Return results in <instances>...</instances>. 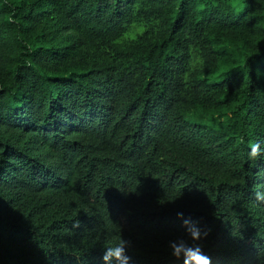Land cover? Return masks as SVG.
<instances>
[{
    "label": "trees",
    "instance_id": "obj_1",
    "mask_svg": "<svg viewBox=\"0 0 264 264\" xmlns=\"http://www.w3.org/2000/svg\"><path fill=\"white\" fill-rule=\"evenodd\" d=\"M141 20L159 23L114 44ZM245 134L264 139L257 0L240 15L225 0H0V264H100L114 228L136 264H182L177 212L212 228L214 264H254L264 164L244 161Z\"/></svg>",
    "mask_w": 264,
    "mask_h": 264
},
{
    "label": "clouds",
    "instance_id": "obj_2",
    "mask_svg": "<svg viewBox=\"0 0 264 264\" xmlns=\"http://www.w3.org/2000/svg\"><path fill=\"white\" fill-rule=\"evenodd\" d=\"M257 2L261 5V8L264 9V0H257ZM225 3L231 13L235 15L245 13L249 6V0H225ZM154 23L158 24L159 21H133L130 25H127L126 30L114 40V44L123 47L126 44L139 41L152 29ZM202 63L203 61L197 57V59L192 62L190 70L184 73V79L188 80L192 71L195 70L196 65H202ZM257 78H261L260 73H257ZM216 120L218 123H223L225 125L228 123L227 117L217 116ZM240 143L245 145L244 161L248 163L250 168L255 165L256 172L259 173L260 165L264 164V139H253L245 134L240 137ZM247 179L248 177L241 175L233 179L232 183L244 186L247 183ZM184 190L185 188L165 202L158 200V203L161 206L168 203H175L185 195ZM123 193L126 195L129 192ZM252 197L254 203L259 206H264V183L257 184L253 188ZM177 217L182 222L180 226L183 229V234L167 241V250L170 257L174 258L177 262H182V264H214L213 257L205 252L206 245L204 243L206 238L212 232V228L208 226L201 227L202 218L194 219L192 216L186 218L184 212H177ZM112 231L115 235L112 239H106L100 244V255L98 258L94 259H98L100 264H136L134 259L135 249L132 240L124 235L123 228L122 231L115 228L112 229ZM230 235L234 239H245L244 233L242 235L237 234V231L232 226L230 228ZM252 244L257 250L254 256V264H264V255H262L260 249L256 247L254 240H252ZM74 256L78 259L81 258L79 255Z\"/></svg>",
    "mask_w": 264,
    "mask_h": 264
}]
</instances>
